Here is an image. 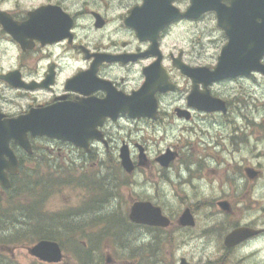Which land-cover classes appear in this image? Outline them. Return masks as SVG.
Masks as SVG:
<instances>
[{"label":"flooded vegetation","instance_id":"af4514ba","mask_svg":"<svg viewBox=\"0 0 264 264\" xmlns=\"http://www.w3.org/2000/svg\"><path fill=\"white\" fill-rule=\"evenodd\" d=\"M244 4L247 8L249 5L254 8L253 23L250 25L231 23V18H228L229 24L225 23L226 30L220 26L218 12L214 9L203 12L193 19L181 16L190 10L191 0H0V127L8 126L14 120L26 118L33 112L47 111L58 105L71 107L83 103L85 107L88 104L96 106L106 99L113 101L129 99L143 88L147 79L146 74L151 67L156 68L158 80L164 79L165 86L168 87L166 92H156L154 95L153 118L132 119L126 114H119L115 120L106 117L91 133L98 135L99 139L87 140L85 148L47 137L29 136L32 153L27 154L13 141L8 142L6 147L0 143V174L7 175L13 184L25 174V171L31 175L37 174L41 169L45 172L50 168L51 172L59 173L60 165L49 167L53 164L47 166L42 160L45 161L44 158H47L57 162L60 158L57 155L60 154V147H66V155L79 159L82 170L89 162L93 168L96 167L88 172L89 174L131 177L137 171L143 170L153 176V166L157 165L162 182L161 190L166 185L175 183L181 184L182 188L197 184L209 189L216 186L212 180L214 176L224 175L225 187H222L221 183V188L226 190L228 185L229 194L213 197L207 201L208 206L201 203L203 213L209 218H215L211 215L219 213L225 215L222 216L224 220H233L228 228H225L220 247L212 249L210 257L203 255L195 261L193 258L180 255L171 264H181L182 261L186 264H264V170L249 168L247 165L221 167L222 158L225 161L227 158L236 161L234 154L242 155L241 149L237 153L232 148L235 143L245 144L247 139L240 137L233 140L231 135L228 137L226 131L227 127L230 125L232 127L233 104L218 90L221 86L239 81H251L254 92L264 90V73L252 71L249 75L236 78L218 82L208 81L210 71L216 69L222 49L230 43L231 37H235L237 46L240 47L255 41V35L250 34L261 24V19L255 12V6L256 9H260L261 2L219 1L221 8L228 10ZM239 19L240 17L234 18L235 21ZM185 25L194 26V29L203 27L202 35L197 39L204 38L207 48L201 47L202 50L210 48L212 53H204V58L203 53H197L196 57L191 59L186 58L183 47L187 35L192 31L183 33L182 28ZM234 59H245L243 51L235 55ZM259 63L264 65V54ZM184 65L199 70L195 73L196 82L193 83L191 78L182 72L180 67ZM186 84L189 87L185 99H179L177 103L173 102L166 106L164 103L166 99L169 100L173 95L186 94L181 89V86ZM239 87L242 91V86ZM193 88L198 94L196 97L198 102L216 99L222 102L221 108L211 111L200 108L201 104L190 106L188 98ZM240 104L239 99L235 111L240 110ZM141 123L148 125L151 132L174 126L173 124L177 126L178 123H203L206 126H199L198 137L202 144L196 142L200 146H205V153L201 155L202 153L197 152L196 147L192 145L194 156L181 159L180 166L187 177L176 169L171 172L172 165L180 157L177 148L167 147L157 152L153 159L149 157L145 143L137 139L138 132L142 131L138 128ZM226 141L231 148L230 151L223 146ZM122 148L127 150L134 166L131 173H127L121 165ZM139 148L145 156L143 166L138 165ZM208 149L211 152L216 151L218 155L209 153ZM9 150L17 160L16 176H11L6 165ZM168 152L172 153V159L164 166L158 158ZM242 157L247 160L246 156ZM72 164H76V161H72ZM171 173L174 175L173 178L170 177ZM191 176L194 178L190 179ZM252 184L253 187L256 184L259 187V195L255 200L250 199L252 189H249ZM92 185L100 187L99 183ZM155 186L158 187L159 184L156 183ZM239 188L241 192H237ZM9 190L0 181V218H3L8 204ZM101 203H104V200L98 199L89 204L96 211ZM136 203H149L158 208L161 215L168 220L167 227L131 222L128 218L129 212ZM220 204L226 205L227 210H221ZM205 207L212 210L206 212ZM246 207L262 209L260 217L254 220L247 219L249 214L244 210ZM199 208V204L182 205L174 214H170L161 202L151 197L132 198L127 219L123 218L124 225L116 220L112 213L110 215L113 219L104 216L93 217L95 221L92 225H96L91 231L93 233L103 231L104 235L117 241L130 234L136 241L139 238L142 244H147L148 242L143 241L146 237L153 239L160 233L175 229L183 237L184 245L187 239L201 241L202 234L204 236L215 234L216 226L212 227L209 224L203 231L200 229ZM186 212L193 223L190 226H182L179 223ZM222 225L224 224L220 223L218 228ZM240 228L255 230L258 234L236 246H224L225 237ZM78 230L77 228L73 232L78 233ZM207 242L211 243V239ZM58 244L61 249V259L58 263L45 262L27 254L35 264H71L74 260L76 264H120L106 253L107 250L98 255V250L89 248L88 240L83 237L79 247L78 242H71L70 245L73 246L68 248L60 242ZM15 250L0 248V264H7L14 257ZM131 250L136 251V248ZM93 253H96V259L89 262L88 256Z\"/></svg>","mask_w":264,"mask_h":264},{"label":"rangeland","instance_id":"374dc122","mask_svg":"<svg viewBox=\"0 0 264 264\" xmlns=\"http://www.w3.org/2000/svg\"><path fill=\"white\" fill-rule=\"evenodd\" d=\"M202 28V26H199L198 29H194V26L189 25H185L182 28L183 33L192 31L187 35L183 47L188 59L196 57L197 53H203L202 58H204V53H212L210 48L205 49V51L202 50L201 47L207 48L204 38L197 39L203 33ZM239 85L242 86V91H240ZM188 87L187 84L186 86H181V89L186 94L173 95L169 100L166 99L164 101L166 106L173 104V102L177 103L179 99L184 100L188 94ZM218 90L223 97L232 101L233 104L232 127L231 125L227 127L226 131L228 137L230 138L231 135L233 140H238L240 137L247 139L245 144L235 143L232 148L237 153L241 149V154L246 156L247 160L243 159L242 155L237 156L234 154L236 161L227 158L226 162L222 158L221 167L224 165H231L232 167L247 165L249 168L264 170V90L260 89L258 92H254L251 81L234 82L221 86ZM240 92L242 93L240 94ZM239 99L241 100V104L239 105L240 110L235 111ZM173 125L151 132L148 125L141 123L138 125V128L142 131L138 132L137 139L141 143H145L149 157L152 159L157 152L163 151L167 147L177 148L180 157L172 165L171 172L176 169L183 173L184 177H187L180 166L181 159H188L194 156L191 150L192 145L196 147L197 152L202 153L201 155L205 153V146H200L202 142L198 137L199 126L205 125L203 123H178L177 126H175L176 124ZM223 146L227 150H231L228 141ZM60 149V154H57L60 158L57 162L47 158H44L45 161L42 160V163H45L47 166L53 164L49 167L54 168V166L60 165L58 169L59 173L51 172L50 168H47L45 172L41 169L37 174L31 175L25 171V174L20 177V188L22 190L17 194L13 203L10 204V201H8L2 216L3 218H0V248L16 249L14 257L7 264H35L25 250L27 246H31L38 240L34 238V231H44L45 225L48 228L51 225L53 230L50 229L53 232L61 233L58 229L68 223L72 224V230L68 229L67 232L62 233L66 238H62L61 240L65 248L72 247L73 244L70 245L71 242H78L80 244L83 237L85 240H88L89 248L98 250V255L107 250L106 253L110 254L120 264H123V262L124 264H171L180 255L193 258L197 261L203 255L210 257L209 253L211 250L220 247V242L226 229L230 222H233L232 219L228 221L224 220L222 216L225 215H220L219 213L211 215L215 216V218H209L207 214L203 213V208H201V203L208 206L207 201L213 197L223 196L225 193L229 194L230 188L228 185H226V190L221 188V183L222 187H225L224 175L214 176L212 180L216 186L209 189H205L197 184L192 187L182 188L181 184L175 183L173 185H166L161 190L162 182L157 165L153 166V176H150V172L143 170L137 171L131 177L124 175L110 177L102 173L101 175H95L88 173L96 168H93L94 166L91 165V162L83 166L82 170L79 159H73L66 155V147H60ZM209 153L218 155L216 151L211 152L209 150ZM135 159L137 161V153ZM72 161H76V164H72ZM65 162L72 168L68 165L65 166ZM230 175L229 178L231 177ZM108 177L110 178L107 181V187H101L102 182ZM170 177H174L173 173H171ZM193 178V176L190 177V179ZM89 181L92 184L99 183L100 187L89 184ZM156 183L159 184L158 187L155 186ZM101 188L103 189L102 191ZM249 190H251L250 199L255 200L259 195L258 184L254 187L253 184L250 185ZM244 191L246 192V188H244ZM237 192H241V188ZM37 197L40 198V202L37 201ZM146 197H151L153 200L161 202L170 214H174L182 205L199 204L200 229L203 231L210 224L212 227L216 226L215 234L206 236L202 234L203 240L187 239L186 243L182 245L183 237L175 229L160 233V235L154 236L153 239L152 237H146L143 241L148 242L147 244H142L139 238L136 241L130 237V234H127L121 241H117L112 237L104 235L103 231H99L98 233L91 231V228H94L96 225H92L93 221H95L93 217H111L110 214L114 213L113 216L116 220L124 221V219H127L131 199ZM98 199L104 200V203H101L98 210L95 211L89 203ZM26 208L28 211L25 210ZM204 209L206 212L212 210L208 207ZM244 210L248 211L249 216L247 219L254 220L260 217L262 209L258 207H246ZM220 223L224 225L218 228ZM77 228L79 229L78 233L73 232ZM67 239H71L72 241H68ZM209 239H211V243L207 242ZM148 245L150 246L148 247ZM134 248H136V251L131 250ZM146 254L148 255L147 258L145 257ZM95 259L96 253L88 256L89 262ZM138 259L140 260L139 263ZM75 261H72L71 264H76Z\"/></svg>","mask_w":264,"mask_h":264},{"label":"water","instance_id":"95a60500","mask_svg":"<svg viewBox=\"0 0 264 264\" xmlns=\"http://www.w3.org/2000/svg\"><path fill=\"white\" fill-rule=\"evenodd\" d=\"M219 1L220 0H191L192 6L190 10L181 16L193 19L197 18L203 12L214 9L218 12L220 26L226 30L227 27H225V23L229 24L228 18H231V23L239 22L249 25L253 23L252 17L254 8L252 6L249 5L247 8L246 4H244L240 7L236 6L233 10H228L224 7L221 8ZM240 1L245 2V0H238V2ZM258 1L261 2V6L260 9H256L255 6V12L261 19V24L250 34L255 35V41L249 43L245 47H240L237 46L238 43L235 41V37H231L230 43L223 48L221 52L216 69L210 72L208 81H221L236 78L238 76L249 75L252 71L264 73V65L259 63V59L264 54V0ZM235 17H240V19L235 21ZM241 50L243 51L245 59H234L235 55ZM180 68L186 76L191 78L193 83L197 81L195 73L199 70L189 68L186 65ZM155 71L156 68L152 67L148 70L146 74L147 79L143 88L129 99H115V101L106 99L105 101L97 103L96 106L88 104L85 107L83 103L75 104L71 107L58 105L47 111L33 112L26 118L14 120L8 126L0 127V143L4 144L6 147V144L13 140L15 144L19 145L25 152L30 154L31 148L28 140V134H30L32 137L46 136L48 138L72 143L80 148H85L87 146V140L91 138L99 139L98 135H92L91 133L96 126L101 125L103 119L106 117L115 120L119 114H126L133 119L153 118L155 116V93L166 92L168 89V87L165 86V80H158L159 75ZM197 96L198 94H196L195 88H193L188 98V104L190 106H198V104H201L200 108L211 111L219 110L221 108L220 106H222V102L216 99L211 101L207 99V101L202 100L198 102L196 99ZM148 97L152 99H147ZM209 106L212 107L209 108ZM139 149L138 165L143 166L145 163V156L142 149ZM8 157L9 161L6 163L8 171L11 175H15L17 172V161L11 150L8 151ZM120 159L124 170L127 173H131L134 166L125 148L121 150ZM171 159L172 153L168 152L166 155L158 158V161L166 166ZM0 181L6 188L10 187L7 175L0 174ZM220 208L223 211L227 210L226 205L223 204H220ZM129 219L134 223L149 226L167 227L168 225V220L161 215L160 210L151 206L149 203H136L132 205ZM179 223L182 226H190L193 224L188 212L183 214ZM257 234L258 231L240 228L232 231L225 237L224 245L226 247L236 246L242 241ZM28 252L32 256L49 263H57L61 259V250L58 244L51 241L42 240L32 248H29ZM181 264L186 263L182 261Z\"/></svg>","mask_w":264,"mask_h":264},{"label":"trees","instance_id":"16d2710c","mask_svg":"<svg viewBox=\"0 0 264 264\" xmlns=\"http://www.w3.org/2000/svg\"><path fill=\"white\" fill-rule=\"evenodd\" d=\"M109 178L110 177H108L107 179H105L103 182H102V185H101V187H107V185H108V180H109ZM19 186V184H18V182H17V180H15L14 181V183L12 184V187H11V189L9 190V197L11 198V200H10V204L11 203H13L14 201H15V197H16V191H17V187ZM25 187H26V185H25ZM35 196V195H34ZM12 209H13V207H12ZM26 211H28V209L26 208L25 209ZM106 218H108V219H113V218H111V217H106ZM108 222V221H107ZM121 224L122 225H124V222H123V220H121ZM71 223H68L66 226L64 225V226H61L58 230H60L61 231V233L60 232H53L52 230H53V228H51L50 229V227L48 228V227H44L45 228V230L44 231H41V232H36V231H34V236H38V234L39 235H41V236H43L44 238H49V239H52V240H54V241H57V242H61V240H62V238H66V236H63L62 235V233H65V232H67V230L68 229H71ZM72 230V229H71ZM68 241H70L69 239H67Z\"/></svg>","mask_w":264,"mask_h":264}]
</instances>
